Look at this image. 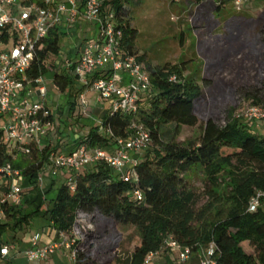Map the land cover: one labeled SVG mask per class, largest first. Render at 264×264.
I'll return each mask as SVG.
<instances>
[{
  "label": "trees",
  "instance_id": "trees-1",
  "mask_svg": "<svg viewBox=\"0 0 264 264\" xmlns=\"http://www.w3.org/2000/svg\"><path fill=\"white\" fill-rule=\"evenodd\" d=\"M102 1V12L113 13L116 29L123 33V51L136 57L139 63H146L145 56H138L136 50L137 32L131 27L125 9L128 0ZM191 1L197 6L214 2L218 12L233 5V0ZM262 1L263 10L253 21L260 28L259 41L264 49ZM63 35L58 30L50 32L38 50L28 78L35 81L54 73L55 89L66 95L69 113L73 115L76 109L81 110L77 96L84 89L78 90L72 72L57 65L62 61ZM146 70L153 94L141 100L137 115L107 111L101 125L90 127L87 137L78 144L113 155L117 141L134 133V124L144 126L150 133L151 146L135 167L136 182L120 180L106 163H99L78 176L73 188L61 184L54 190L52 184L46 193L50 204L44 217L52 224L56 238L60 233L71 234L78 226V219L98 214L137 231L140 245L123 264H144L149 254L161 250L168 236L188 247L215 242L221 254L219 264H264V208L254 214L247 213L256 192H264V135H255L251 128L241 126L230 112L225 126L210 117L198 138L179 143L178 137L184 128L199 126L196 109L202 97V86L185 77V63L163 67L147 64ZM240 93L253 105L264 108V54L256 85L243 87ZM167 127L172 130L170 134L165 133ZM28 148L29 153L14 151L10 154L9 147L0 141V166L10 164L21 172L28 185L37 189L49 155L57 148L40 147L36 143H30ZM195 172L202 175L205 194L211 201L200 209L199 197L188 183V176ZM134 190L143 194L142 203L132 198ZM41 207L25 215L20 206L11 203L3 206L6 222L0 219V249L9 244L6 236L11 231L22 230L30 225L32 217L41 214ZM213 214L215 218L211 219ZM80 243L77 264H95ZM244 243L254 249L255 255L245 252ZM193 264L198 262L195 260Z\"/></svg>",
  "mask_w": 264,
  "mask_h": 264
},
{
  "label": "built area",
  "instance_id": "built-area-1",
  "mask_svg": "<svg viewBox=\"0 0 264 264\" xmlns=\"http://www.w3.org/2000/svg\"><path fill=\"white\" fill-rule=\"evenodd\" d=\"M249 3L250 0H233L237 12H242ZM102 9V0H40V3L0 0V141L9 147L10 154L29 153L30 143L42 147L53 126L54 103L46 78L35 81L28 78L38 50L51 31L63 34L65 28L79 26L81 21L97 27V36L83 43L78 60L67 64V71L77 80L78 90L84 89L79 96L84 111L87 93L91 91L98 95L99 103L109 102L113 112L135 116L141 100L151 93L149 73L136 57L123 51V33L116 29L114 14H104ZM238 118L248 124L264 123V108L250 105ZM133 130L129 138L117 141L113 155L87 144L68 153L51 152L39 179L40 186H45L44 173H48L52 180H61L73 188L78 176L99 163H106L120 180L136 182L135 167L151 146V136L144 126L134 124ZM23 184L20 171L10 164L0 166L1 220L5 218L4 205L22 203ZM131 196L139 203L144 201L139 190H134ZM263 208L264 192L258 191L250 200L247 213L254 214ZM83 227L87 232L93 230L89 223ZM79 241L76 229L71 234L60 233L49 244H41L36 236L25 255L30 264H47L54 254L68 249L70 262L77 264ZM9 254L8 246L1 248L0 261ZM195 260L198 264H219L221 254L217 244L188 247L168 236L161 250L149 254L144 264H193Z\"/></svg>",
  "mask_w": 264,
  "mask_h": 264
},
{
  "label": "rangeland",
  "instance_id": "rangeland-1",
  "mask_svg": "<svg viewBox=\"0 0 264 264\" xmlns=\"http://www.w3.org/2000/svg\"><path fill=\"white\" fill-rule=\"evenodd\" d=\"M216 5L207 2L197 6L191 0H128L125 4L131 27L137 32L135 46L138 56H145V69L147 64L163 67L166 64L185 63V77L194 79L202 86V97L196 109L199 126L182 130L178 137V142L182 144L198 138L202 126L210 117L225 126L230 112H233L234 121L251 128L255 135L260 133L254 128L264 126V123L248 124L238 118L242 110L253 105L240 92L243 87L256 85L259 63L264 54L259 41L260 28L253 21L261 14L263 1L250 0L242 12H237L232 4L218 12ZM89 26L81 21L79 26L64 29L68 33L62 36V61L60 64L57 62L60 68L67 71L68 62H74L69 52L75 43L80 50L83 43L91 39L86 31ZM45 78L49 97L54 103V116L59 124L57 136L50 143L54 146L58 144L59 148L63 143L69 150L74 148V144L84 141L90 127L101 125L105 112L100 109L94 96L87 99V108L83 113L79 108L70 115L66 95L55 89L52 75ZM90 93H87V97ZM171 131L170 127L165 128V133ZM74 136L78 139L72 143L70 139L74 140ZM165 139L169 140L170 136ZM188 177V183L199 197L198 208L208 205L211 201L205 194L202 175L195 172ZM31 187L24 181L25 195L29 194ZM45 207H41L42 215L46 212ZM210 218L214 219L215 214ZM42 219L40 215L32 217L35 229ZM88 223L92 224L93 230L87 232L83 226ZM76 235L82 249L92 256L95 264H123L141 242L133 227L120 225L98 214L78 219ZM243 248L247 254L255 255L254 249L247 243L243 244Z\"/></svg>",
  "mask_w": 264,
  "mask_h": 264
},
{
  "label": "crops",
  "instance_id": "crops-1",
  "mask_svg": "<svg viewBox=\"0 0 264 264\" xmlns=\"http://www.w3.org/2000/svg\"><path fill=\"white\" fill-rule=\"evenodd\" d=\"M89 29L86 30L88 35L90 36V38H95L97 36V27L95 25H91L88 27ZM73 31V30H72ZM80 32H78V36L79 34H81V30H79ZM65 35L68 32H63ZM86 33V32H85ZM63 39H65L63 37ZM77 44L75 43L73 48L70 50V56L72 58V60L76 61L78 60V53H79V49L78 46H76ZM74 49V51H72ZM52 75V82H53V76L54 73H50L47 76ZM97 101L98 95L94 92L90 93V95H88L87 99L89 97H94ZM67 99V98H66ZM79 102V99H78ZM68 103V102H67ZM80 104V102H79ZM97 104L100 107L101 110H103L106 114L107 111L111 110V106L109 102H105V103H99L97 101ZM81 105V104H80ZM81 111L83 113L84 109L81 106ZM59 126L58 122L56 121V119L54 118L53 120V126L48 134V136L43 140L42 142V147L45 146H50L52 148H57L56 151L58 152H72L73 150H76V148L78 147V144H74L73 147L69 150H66V146L61 143V148H59V145L55 144V146L53 144L50 143V141L52 139H54V137L57 136V127ZM59 128V127H58ZM257 128V129H256ZM256 128H254V130L258 131L260 133V135H263L264 133V126H257ZM78 139L77 136H74V140L70 141L73 143ZM48 140V141H47ZM59 148V149H58ZM45 175V186H39L37 189H34V187L32 186L30 188V192L29 194H24V190H23V199H22V203L18 206H20V208L24 211L25 215H30L33 213V210L37 209L39 206H46L44 209L47 210V208L49 207V202L47 201L48 196L46 195L47 192H49L48 190L51 188V185L54 184L53 189L56 190V188L59 187V185L63 184V182L60 181H55L52 180L50 178V174L48 173H44ZM55 192V191H54ZM28 208V209H27ZM35 208V209H34ZM42 211V210H41ZM40 217L43 218L42 220H40V222L38 223V228L35 229L33 227V221H30V225L24 227L21 231L23 232H19V230L16 231H11L9 233L8 236V242L9 244L7 245L10 248V254L7 258L3 259L0 261V264H30L27 261L26 258V252L27 250H29L31 248V241L32 238L39 236V240L41 244H49L54 242L57 238H56V234L53 231L52 227H50L48 221L46 220V218L44 217V214L42 215V213L40 214ZM4 222H6V219L3 220ZM69 253L70 251L68 249H63L60 252H57L56 254H54L50 260L48 261L47 264H68L71 263L70 259H69ZM72 264V263H71Z\"/></svg>",
  "mask_w": 264,
  "mask_h": 264
}]
</instances>
